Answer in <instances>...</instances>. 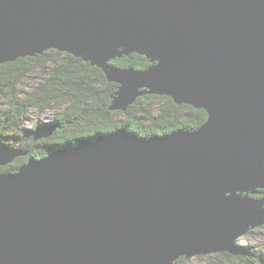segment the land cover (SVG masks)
Segmentation results:
<instances>
[{"label": "water", "instance_id": "95a60500", "mask_svg": "<svg viewBox=\"0 0 264 264\" xmlns=\"http://www.w3.org/2000/svg\"><path fill=\"white\" fill-rule=\"evenodd\" d=\"M49 50L101 69L112 109L204 110L196 131H125L0 172V264H176L264 226V0H0V65ZM146 57L145 70L112 66ZM22 153L0 141V168Z\"/></svg>", "mask_w": 264, "mask_h": 264}, {"label": "trees", "instance_id": "16d2710c", "mask_svg": "<svg viewBox=\"0 0 264 264\" xmlns=\"http://www.w3.org/2000/svg\"><path fill=\"white\" fill-rule=\"evenodd\" d=\"M111 64L123 69L150 67L149 60L138 54ZM35 65L42 68L43 82L32 92L20 90ZM117 90L118 85L109 83L101 69L56 50L0 65V141L22 153L0 172L17 173L31 159L42 160L52 150L74 147L83 141L96 142L120 131L146 140L178 130L196 131L208 118L204 110L177 105L172 98L158 95L139 97L126 110L112 109ZM4 102L5 110H1ZM67 103L69 106L47 126L26 127L33 112ZM252 197L264 199V190ZM222 256L249 264L261 259L248 248ZM183 262L184 258L177 264Z\"/></svg>", "mask_w": 264, "mask_h": 264}, {"label": "rangeland", "instance_id": "374dc122", "mask_svg": "<svg viewBox=\"0 0 264 264\" xmlns=\"http://www.w3.org/2000/svg\"><path fill=\"white\" fill-rule=\"evenodd\" d=\"M41 82H43L42 77V68L35 65L34 69L31 71L29 76L20 84L19 89L26 92H32L36 87H38ZM5 104H2V109L5 110ZM69 103L63 104L62 106H57L52 109H47L44 112L35 111L31 115L30 121L26 124V127L33 128L37 125L47 126L50 124L57 114L62 113ZM86 124V123H82ZM251 232V233H250ZM244 237V238H243ZM234 247L237 248H248L253 253H258L261 259H255V262L250 264H264V226L251 229L243 236H240L237 240L234 241ZM240 251V250H237ZM180 258L176 264L181 261ZM185 259V258H184ZM182 264V263H181ZM183 264H249L243 263L242 261L232 258L226 259L220 253H212L208 255L195 256L189 259H185Z\"/></svg>", "mask_w": 264, "mask_h": 264}]
</instances>
